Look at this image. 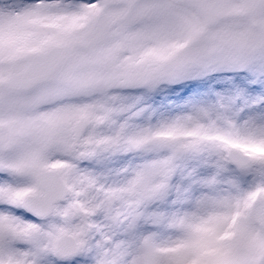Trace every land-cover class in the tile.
<instances>
[{
	"label": "snow or ice",
	"instance_id": "6c2138e0",
	"mask_svg": "<svg viewBox=\"0 0 264 264\" xmlns=\"http://www.w3.org/2000/svg\"><path fill=\"white\" fill-rule=\"evenodd\" d=\"M0 264H264V0H0Z\"/></svg>",
	"mask_w": 264,
	"mask_h": 264
}]
</instances>
